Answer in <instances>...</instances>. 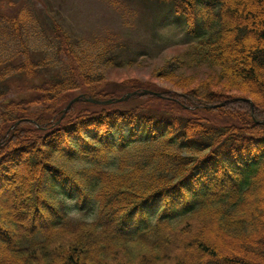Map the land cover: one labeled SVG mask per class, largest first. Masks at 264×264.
<instances>
[{
	"label": "trees",
	"instance_id": "1",
	"mask_svg": "<svg viewBox=\"0 0 264 264\" xmlns=\"http://www.w3.org/2000/svg\"><path fill=\"white\" fill-rule=\"evenodd\" d=\"M153 1L220 94L100 81L114 48L0 12V264H264V0Z\"/></svg>",
	"mask_w": 264,
	"mask_h": 264
},
{
	"label": "rangeland",
	"instance_id": "2",
	"mask_svg": "<svg viewBox=\"0 0 264 264\" xmlns=\"http://www.w3.org/2000/svg\"><path fill=\"white\" fill-rule=\"evenodd\" d=\"M19 7L36 14L41 28L45 26L48 33L53 28L57 29L55 33H67L72 44H80L87 54L98 53L100 48H114V64L98 63L96 72L101 76L100 81L129 88L155 84L178 92L193 89L215 95L221 93L214 85L202 88L201 83L206 80L204 74L211 75L212 70L205 73L208 63L200 65L198 57L188 55L193 50L184 40L183 24L175 25L170 10H162L153 0H0V12L7 15L18 11ZM257 7L262 11L260 4ZM256 31L263 28L258 26ZM73 47L78 49L76 45ZM172 70V77H167ZM223 85L220 82L218 86ZM238 95L234 91L225 93V96ZM152 102L159 113L171 112L167 104ZM186 224L195 226V235L209 225L203 221H188L179 229L186 228Z\"/></svg>",
	"mask_w": 264,
	"mask_h": 264
},
{
	"label": "water",
	"instance_id": "3",
	"mask_svg": "<svg viewBox=\"0 0 264 264\" xmlns=\"http://www.w3.org/2000/svg\"><path fill=\"white\" fill-rule=\"evenodd\" d=\"M132 95H135V94H129V95H127V98L130 97V96H132ZM140 95H141V94H140ZM74 101H78V100L75 99ZM74 101H72V102L66 107L65 111H67V110L70 108L71 104H72Z\"/></svg>",
	"mask_w": 264,
	"mask_h": 264
}]
</instances>
